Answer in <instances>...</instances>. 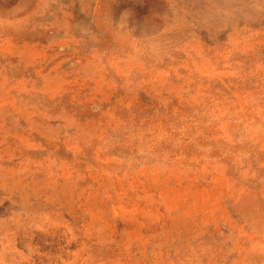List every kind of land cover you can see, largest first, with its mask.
Instances as JSON below:
<instances>
[{"label":"rangeland","instance_id":"374dc122","mask_svg":"<svg viewBox=\"0 0 264 264\" xmlns=\"http://www.w3.org/2000/svg\"><path fill=\"white\" fill-rule=\"evenodd\" d=\"M0 264H264V0H0Z\"/></svg>","mask_w":264,"mask_h":264}]
</instances>
